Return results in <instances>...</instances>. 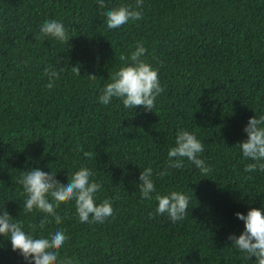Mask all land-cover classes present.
I'll return each mask as SVG.
<instances>
[{
	"label": "trees",
	"instance_id": "trees-1",
	"mask_svg": "<svg viewBox=\"0 0 264 264\" xmlns=\"http://www.w3.org/2000/svg\"><path fill=\"white\" fill-rule=\"evenodd\" d=\"M120 4L136 0H0V206L37 232L66 229L60 255L73 264H252L227 237L243 231L235 213L264 203V172L244 171L252 161L234 147L248 119L264 114V0H143L141 20L108 30L102 9ZM46 19L65 24L68 45L40 38ZM137 42L165 89L156 106L100 104ZM59 58L64 71L48 89L44 69ZM180 129L203 141L209 173L187 160L167 168ZM149 165L157 192L191 196L183 221L156 216L155 199H141L136 185ZM80 166L102 182L97 202L111 199L112 217L81 223L75 201L57 203L59 223L23 210L21 171L48 167L67 178ZM0 244V264H25Z\"/></svg>",
	"mask_w": 264,
	"mask_h": 264
},
{
	"label": "clouds",
	"instance_id": "clouds-1",
	"mask_svg": "<svg viewBox=\"0 0 264 264\" xmlns=\"http://www.w3.org/2000/svg\"><path fill=\"white\" fill-rule=\"evenodd\" d=\"M103 0H101V3ZM104 23L108 30H117L130 22L143 18V0H136L135 6L120 4L112 8L102 9ZM40 38L51 40L59 45H68L69 29L58 19H46L39 25ZM148 49L143 42H137L135 50L127 58L130 63L120 67L112 77L111 82L104 85L98 102L108 106L113 100L120 101L125 109L131 112L138 106L145 111H152L157 98L164 92L159 78V69L147 62ZM121 59H125L121 57ZM64 61L60 58L54 67H46L44 75L47 77L46 87L55 86L59 74L64 71ZM63 65V66H62ZM81 65H71L75 74ZM77 76V75H76ZM91 79L97 77L89 73ZM246 139L236 147L244 159L252 161L247 164L246 172H264V114L250 117L243 128ZM205 145L195 132L180 129L167 153V168L181 169L187 160L199 170L201 174L211 171V166L202 158ZM167 169L159 175L164 176ZM55 169L30 168L21 171L19 184L24 196L23 210L33 212L40 209L50 214L59 223L61 214L57 210L59 201H75L76 215L81 223H104L114 215L113 201L103 199L98 201L97 194L102 191V182L97 181L92 168L80 166L65 178L58 177ZM139 189L142 200L155 199L156 216H167L171 223L183 221L189 214L191 196L186 191L171 190L157 192L154 170L151 165L143 168L139 173ZM7 205V204H6ZM6 205L0 206V238L10 243L12 252L18 254L25 264H73V259L62 257L63 249L69 239L66 229L55 227L47 231L37 232L31 225H25L18 217H13ZM151 215V214H150ZM237 220L243 222V231L239 235L229 234L231 247L243 254L246 261L252 264H264V203L260 207H251L247 213H235ZM49 220V215L41 216L39 223L43 225ZM4 247L0 244V250Z\"/></svg>",
	"mask_w": 264,
	"mask_h": 264
}]
</instances>
